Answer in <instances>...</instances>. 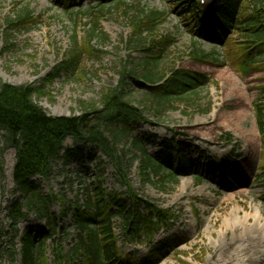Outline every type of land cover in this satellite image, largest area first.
Instances as JSON below:
<instances>
[{
  "label": "rangeland",
  "instance_id": "rangeland-1",
  "mask_svg": "<svg viewBox=\"0 0 264 264\" xmlns=\"http://www.w3.org/2000/svg\"><path fill=\"white\" fill-rule=\"evenodd\" d=\"M176 1L129 0L127 6L99 14L92 0H81V6L70 10L62 8L56 0H0V83L42 87L45 94L35 99L36 104L50 117H71L80 114L81 102H97L105 88L116 86L121 63L135 64L136 59L147 53L146 49L155 54L162 52L160 72L165 69L204 74L209 83L199 88L198 97L168 105L160 114L142 108L146 121L134 126L133 135L147 139L146 150L151 156H159L164 161L176 160L180 150L190 160L185 176L179 177L177 184L160 190L157 179L150 176L149 183L139 176V160L143 154L120 145L124 171L139 197L170 210L176 217L173 227L154 239L155 244H160L178 237L171 245L174 248L171 251L166 248L157 264H224L225 257L231 258L229 264H240L239 258H248L251 264H264V138L254 114V104L264 84V68L258 72L256 69V72L239 71L235 65L239 59L238 48L233 44L240 38L235 34L227 44H213L209 37L196 41L180 17L183 6L178 7ZM205 2L203 17L208 23L214 0ZM151 12L163 13L155 41L146 37L145 29L141 33L144 46L134 48L139 32L132 26L142 25ZM96 19L99 33L107 38L106 43L88 40V32ZM134 20L135 24L131 25ZM197 49L212 56L211 59L193 60L191 53ZM75 57L73 68L70 61ZM53 75L52 81H46ZM128 86L133 105L140 107V89L133 80ZM235 88L246 97L235 98L232 94ZM2 135L0 131V149ZM173 142L180 147L164 154V146H172ZM251 144L255 145V152L250 158L248 146ZM63 148L68 151L81 148L83 162L78 158L55 161L47 180L33 179L42 194H59L68 201H80L83 187L96 179H104L103 186L108 191L123 192L115 185L113 168L106 159L102 162L103 173L97 171L99 160L94 156L101 157L100 153L92 151L90 146L74 144L71 138L66 139ZM14 162L15 151L6 150L4 178L0 180L1 225L7 223V208L17 197L11 177ZM197 164L232 173L227 172L225 177L212 171L210 176L197 175ZM196 178L201 179L200 183ZM234 178L238 181L232 186L230 179ZM60 208L56 203L51 210L57 214ZM113 224L122 245L120 221L116 219ZM37 225L43 226V223L29 218L18 227L23 232ZM66 230L75 235L71 221H66ZM68 245L69 242L66 250ZM123 248L126 253L133 252L137 259L149 250L145 244ZM46 259L48 264H53L50 246Z\"/></svg>",
  "mask_w": 264,
  "mask_h": 264
},
{
  "label": "trees",
  "instance_id": "trees-1",
  "mask_svg": "<svg viewBox=\"0 0 264 264\" xmlns=\"http://www.w3.org/2000/svg\"><path fill=\"white\" fill-rule=\"evenodd\" d=\"M129 0H96L98 13L110 11L118 6H127ZM64 5L72 0H60ZM178 7L183 6L180 17L186 26L194 33L200 28L201 15L198 14L197 2L176 1ZM215 24L212 30L223 39L227 31L238 33L241 42L238 50L241 55V67L244 71L251 67H264V0H215L213 5ZM28 18V15L26 16ZM99 17V16H98ZM100 18V17H99ZM98 18V19H99ZM163 13L151 12L142 24L146 28V37L155 41ZM135 20L131 25L135 24ZM142 25H134L139 38L134 40V48L144 46L141 40ZM99 24L96 19L88 32V40H99L106 43L107 38L99 33ZM215 37V36H214ZM74 47L77 48L76 37L73 36ZM195 50L196 45L193 44ZM150 52H148L149 54ZM78 55V53H77ZM151 57V56H150ZM193 60L211 59L197 49L191 53ZM76 57L71 59L70 66L75 67ZM136 63L123 62L120 67V78L116 86L105 88L100 98L94 103H80V114L71 117H50L35 102L36 98L44 95L42 87L11 86L0 83V130L2 132V149H0V180L4 178L3 154L9 148L15 150V163L12 179L15 193L22 195L21 202H14L8 211L11 221L10 231L4 232L0 228V246L2 239L9 240L11 248L5 253L0 249V262L6 257L7 264H16L18 254L14 248V240L18 235L17 222L34 215L38 220H45L47 230L33 228L21 236L20 264H47L45 258V240L51 239L56 231V218L50 211L55 202L73 207L74 226L79 231L77 244L73 252L64 255L60 246L54 248V264H68L71 255L83 250L86 264H156V260L163 254V245L174 243L176 238L165 241L161 246H153L154 236L160 230H166L172 225L169 210L156 207L149 200L138 198L124 172V164L119 156L120 145L129 146L143 154L139 160V173L145 182L151 183V178L157 179L160 190L169 185H175L182 175L174 169L171 160L162 162L152 158L144 145L137 138L132 137V126L145 121L142 108L152 110L155 114L165 111L168 105L176 102H188L192 97L199 95V88L207 80L205 76L173 71L160 72L162 60L160 56L136 59ZM56 75V74H55ZM48 77L50 82L54 76ZM136 82L140 89V107L132 103L128 94V83ZM176 80V81H175ZM144 104V107L141 105ZM256 119L259 133L264 137V88L261 90L259 101L255 104ZM70 137L75 143L91 144L101 150L115 170L116 182L126 188L127 200H123L114 192L108 194L100 181L92 187H85L83 203L66 202L62 195H43L39 192L32 178L38 176L47 179L52 173L53 162L59 158L65 139ZM228 141H231L228 139ZM178 148V145H174ZM173 147V148H174ZM172 149V148H168ZM79 155L78 152H68L65 158ZM181 156H178L179 161ZM182 161V160H181ZM177 168L185 169L183 162H177ZM198 172H203V166H198ZM3 191V190H2ZM0 189V194H1ZM115 205L117 211L113 213L111 207ZM69 209V208H68ZM67 208L63 207L62 214ZM113 217L120 218L122 226V240L133 246L143 240L150 245V250L142 260L133 258L132 254L124 257L120 255L118 238L113 231Z\"/></svg>",
  "mask_w": 264,
  "mask_h": 264
},
{
  "label": "bare ground",
  "instance_id": "bare-ground-1",
  "mask_svg": "<svg viewBox=\"0 0 264 264\" xmlns=\"http://www.w3.org/2000/svg\"><path fill=\"white\" fill-rule=\"evenodd\" d=\"M233 83V82H232ZM232 94L235 95V98L238 97L240 99H244L246 96H242L241 92H239L236 88L235 90L232 91ZM254 152H255V145L254 144H251V146H248V156L251 158L253 155H254ZM231 261V258L230 257H225L223 258V262L224 264H229ZM248 262L249 264H251V260L246 258H239V263L240 264H244Z\"/></svg>",
  "mask_w": 264,
  "mask_h": 264
}]
</instances>
